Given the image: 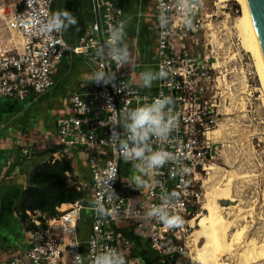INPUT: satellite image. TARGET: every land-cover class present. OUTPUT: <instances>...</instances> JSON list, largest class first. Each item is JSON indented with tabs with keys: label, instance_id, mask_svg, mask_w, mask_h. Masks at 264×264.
Masks as SVG:
<instances>
[{
	"label": "built area",
	"instance_id": "built-area-1",
	"mask_svg": "<svg viewBox=\"0 0 264 264\" xmlns=\"http://www.w3.org/2000/svg\"><path fill=\"white\" fill-rule=\"evenodd\" d=\"M56 0H10L11 14L6 29L20 38L17 44L0 43V100L26 101L44 94L53 87V74L66 52L81 58L96 70L115 73V80L105 84L93 81L81 91L72 92L63 99L67 115L58 120L56 135L57 154L70 156L78 151L88 157L89 186L93 201L99 199L105 208L116 214L98 215L84 201L70 204L66 210L46 220V227L28 232L30 246L22 256H16L0 264H91L99 252L122 247L127 264L136 263L134 248L141 249L147 242L145 264H185L187 257L188 227L202 207L204 192L202 174L214 158L213 142H206L205 133L217 125L219 109L217 95L220 62L218 55L205 52L198 44L199 32L204 27L202 9L204 1L196 0L193 28H186L179 14L181 0H155L156 19L165 5L170 17L166 31L156 25L157 50L153 67L163 65L168 77L158 80L155 93H148L134 85L121 74V68L111 59V54L99 56L97 49L104 45L109 25H119L125 19L120 7L111 1L93 0L95 18L87 27L78 45H69L62 33L43 35L36 27L25 29L20 21L30 19L33 13L41 18L50 14ZM21 8V9H18ZM11 45V46H10ZM105 52H108L105 47ZM99 56V57H98ZM130 85L128 92L117 91L113 86L120 81ZM214 91V94L212 93ZM164 94L174 98L173 111L178 117L177 127L166 141L152 138L153 148L163 147L175 153L177 159L149 173L145 194L139 203L132 204L135 215H130V201L140 188L131 185L132 178L121 177L122 164L132 169L119 152V142L111 138L113 127L123 131L115 120L122 121L125 109L134 108L156 96ZM93 148H108L104 164H99L91 154ZM191 169L182 173L183 167ZM114 169L115 177L104 184L108 172ZM178 192L179 200L169 205L184 219L183 226L165 228L153 219L141 218L144 205L160 204L167 193ZM90 209L92 221L86 238L77 236L81 212Z\"/></svg>",
	"mask_w": 264,
	"mask_h": 264
},
{
	"label": "crops",
	"instance_id": "crops-1",
	"mask_svg": "<svg viewBox=\"0 0 264 264\" xmlns=\"http://www.w3.org/2000/svg\"><path fill=\"white\" fill-rule=\"evenodd\" d=\"M105 1H111L122 9L126 21L122 44L132 49L136 56V63L132 67L122 66L121 74L146 92L155 93L158 80L153 82L151 88H145L142 87L139 77L141 72L155 71L153 67V59L157 50L155 0ZM65 9L70 10L77 17L78 30L76 26H73L63 32L65 41L75 46L79 44L85 29L95 18L93 0H56L51 12ZM3 10L0 7V14ZM4 34L0 30V43L11 44L13 42L20 50L18 44L20 38L15 34L10 36L9 32L8 38H4ZM95 70L96 68L89 66L80 57L66 52L55 68L54 85L50 91L30 97L23 102L0 100V261L22 256L30 246L28 232L46 227V220L56 216L49 217L45 213L26 211L27 221L22 223L20 220L17 207L21 203L23 191L29 186V177L36 167L44 164L52 166L56 162L61 166L62 162H66L68 169L64 171V174L68 179V186L85 192L79 201H84L87 207L93 204L92 190L88 184L87 155L78 151L73 155L65 156L55 153L54 150L58 147L56 135L58 120L67 115L63 107L64 97L90 85L93 82L90 81L91 73ZM33 149L36 151L28 152ZM108 153V148L91 150V154L96 155L95 159L101 165L104 164ZM74 159H84L87 162L86 168L80 167L81 176L74 169ZM132 174L133 171L129 166L122 164L121 177L132 178ZM144 194L145 188L142 187L133 197V201H140ZM69 205V203H64L57 206L55 208L57 215ZM83 219L85 221L82 222ZM91 221L92 213L86 208L81 212L78 223V225L81 222L83 224L82 237H78L80 241L86 238ZM30 223L33 224V228L28 229ZM146 245L147 242L143 241L141 249L134 248L135 251L137 250L135 264H145L143 258L141 260L140 257L147 255Z\"/></svg>",
	"mask_w": 264,
	"mask_h": 264
},
{
	"label": "rangeland",
	"instance_id": "rangeland-1",
	"mask_svg": "<svg viewBox=\"0 0 264 264\" xmlns=\"http://www.w3.org/2000/svg\"><path fill=\"white\" fill-rule=\"evenodd\" d=\"M202 1L205 3L200 16L204 27L199 32L198 44L205 52L219 58V86L215 89L219 115L212 129L216 133L210 134L215 155L209 161L210 169L202 174V207L188 227L185 264H198L199 250L204 247V251L209 252L212 248L201 234L198 222L207 214L204 206L208 202L207 193L221 196L228 177L233 201L218 203L223 220L229 223L220 247L224 250L222 259L228 264H264V259L239 260V254L249 242L264 244V89L254 58L242 48L237 26L241 5L236 1ZM0 7L4 9L0 14V30L5 33L4 38H8L6 22L11 14L10 1L0 0ZM32 151L36 150H28ZM73 162L76 173L81 176L80 167H87L86 160L74 159Z\"/></svg>",
	"mask_w": 264,
	"mask_h": 264
},
{
	"label": "clouds",
	"instance_id": "clouds-1",
	"mask_svg": "<svg viewBox=\"0 0 264 264\" xmlns=\"http://www.w3.org/2000/svg\"><path fill=\"white\" fill-rule=\"evenodd\" d=\"M196 0H181L179 14L186 28H193V14ZM158 14V26L166 31L170 24V17L167 14L165 5L161 3ZM25 29L36 27L37 31L45 36L51 33H62L73 26L78 30L77 17L70 10L54 11L45 14L43 18L33 13L30 19L20 21ZM124 24L109 25V32L104 45L98 47L99 56L111 54V59L118 67H132L136 63V56L132 49L123 46ZM107 47L108 52H105ZM98 56V57H99ZM169 72L161 65L158 70L144 71L139 73L142 87L151 88L153 82L168 77ZM115 80V73H109L103 69H97L91 73L90 81L97 83L103 81L105 84ZM117 91L128 92L130 85L126 81H120L113 85ZM175 101L171 95L160 94L150 101H146L134 108L125 109L123 119L115 120L113 125L119 124L123 131H117L115 127L111 130V138L119 142L121 156L130 161L133 174L131 185L135 188H142L146 184L145 177L152 171L163 167L165 164L177 159L175 153L163 147L153 148L150 141L157 138L161 141L169 139L177 127L178 117L173 111ZM191 169L187 166L181 169L182 173H188ZM115 177V170L111 169L104 178V184L111 187L109 181ZM178 192L165 194L160 204L144 205L141 218L145 221L153 219L160 222L167 229H174L183 226L184 219L177 212L171 211L169 205L179 200ZM139 201H130V215H135L132 204ZM93 207L98 215L116 214L113 209L109 212L99 199L93 201ZM91 264H127L126 252L122 247H111L97 253L91 260Z\"/></svg>",
	"mask_w": 264,
	"mask_h": 264
},
{
	"label": "bare ground",
	"instance_id": "bare-ground-1",
	"mask_svg": "<svg viewBox=\"0 0 264 264\" xmlns=\"http://www.w3.org/2000/svg\"><path fill=\"white\" fill-rule=\"evenodd\" d=\"M226 1H236L238 4L241 5L242 14L237 21V26L242 39V48L246 52L250 53L254 58L256 63V69L258 71L259 78L264 89V57L257 41L255 28L250 19L247 2L246 0H220V2H226ZM212 132L213 131L207 130L205 133L207 143L211 141L210 134ZM213 133L215 134L216 131H214ZM209 169L210 166L207 165L205 167V170H209ZM228 178H227L228 182L226 184V188L223 190L224 193L221 196H218L217 194L214 195V193L211 194L210 192L207 193L208 202L206 205H204L207 214L204 216L202 215V217L199 219L198 226L201 229L202 232L201 234L207 239L208 244H210L209 246H211L212 248L209 252L204 251L205 250L204 247H203L204 249L202 248L199 250L198 264H228L227 262L223 261L224 259H222L224 256L223 255L224 253L222 251L224 250H221L220 247L222 245V242L225 240L224 237H225L226 229L229 227V223L227 221L225 222L224 221L225 219L223 220L221 216L222 213L220 214L218 207V203L220 200H232L230 196L231 180L230 179L228 180ZM219 190L221 191V189ZM214 191L216 190L214 189L213 192ZM66 208L67 206L64 207L62 210H65ZM261 244L260 245L257 244L258 245L257 246L255 242L253 241L249 242L246 245V248L243 249L242 252L239 254L240 262H248V261L254 262L257 260L264 259V244L263 245ZM205 246H207L206 243Z\"/></svg>",
	"mask_w": 264,
	"mask_h": 264
},
{
	"label": "trees",
	"instance_id": "trees-1",
	"mask_svg": "<svg viewBox=\"0 0 264 264\" xmlns=\"http://www.w3.org/2000/svg\"><path fill=\"white\" fill-rule=\"evenodd\" d=\"M67 169L66 162H62L61 166L56 162L52 166L44 164L33 170L29 177V186L23 191L21 203L17 207L22 223L27 221L26 211L32 213L37 211L53 217L57 215L55 210L57 206L64 203L73 204L83 198L85 192L68 186V179L64 174ZM82 222L78 225L79 238L82 237ZM42 226L44 227V223ZM29 228H33V224L30 223ZM142 258L144 259V256L140 257L141 260Z\"/></svg>",
	"mask_w": 264,
	"mask_h": 264
},
{
	"label": "water",
	"instance_id": "water-1",
	"mask_svg": "<svg viewBox=\"0 0 264 264\" xmlns=\"http://www.w3.org/2000/svg\"><path fill=\"white\" fill-rule=\"evenodd\" d=\"M250 19L264 57V0H246Z\"/></svg>",
	"mask_w": 264,
	"mask_h": 264
}]
</instances>
